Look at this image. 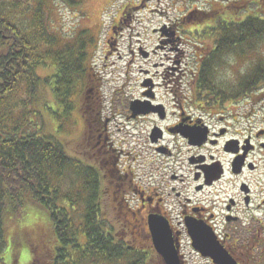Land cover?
I'll list each match as a JSON object with an SVG mask.
<instances>
[{
	"label": "flooded vegetation",
	"instance_id": "obj_1",
	"mask_svg": "<svg viewBox=\"0 0 264 264\" xmlns=\"http://www.w3.org/2000/svg\"><path fill=\"white\" fill-rule=\"evenodd\" d=\"M245 2L230 4L238 9L239 22L248 17L264 20V0ZM256 43H241L239 37L232 47L224 44L229 48L221 56L235 61L242 46L254 48ZM210 46L204 55L220 44ZM248 74L240 76L233 89L189 88L190 97L201 98L195 107L188 105L183 92L174 93L179 99L171 113L156 100L148 80L143 87L149 89L134 100L147 102L155 110L133 118L150 122L147 145L125 151V161H138L137 174L124 166L123 149L116 146L107 122H102L96 106L90 104L89 117L84 119L88 131L83 127L80 134L85 137L79 139L81 147L86 145L80 156L88 152L91 164L77 157L78 161L101 175L106 184L99 207L103 192L113 195L114 206L124 211L123 234L130 228L137 245L121 232L108 233L121 248L139 252L145 264H166L154 245L150 218L167 223L171 246L181 264H215L196 247L204 244L221 248L235 264H264V115L257 108L264 102V81L253 89H239L241 77ZM147 149L153 154L145 156Z\"/></svg>",
	"mask_w": 264,
	"mask_h": 264
},
{
	"label": "trees",
	"instance_id": "obj_2",
	"mask_svg": "<svg viewBox=\"0 0 264 264\" xmlns=\"http://www.w3.org/2000/svg\"><path fill=\"white\" fill-rule=\"evenodd\" d=\"M49 1H0L7 6H0V246L4 244L5 215L21 218L28 206H34L45 210L48 232L56 244L49 239L54 243V252L47 253L43 229H38L39 240L28 264H145L139 252L121 248L108 233L112 229L101 222L98 198L102 180L98 171L79 163L77 157L67 152L61 139L55 136L60 132V125L55 134L43 133L45 116L36 104L41 103L46 109L48 102L39 97L44 91L61 114L52 112L59 123L74 110L72 96L80 88H83L81 109L85 118L89 117L90 104L96 106L97 112L100 107L99 103L88 102L89 90L93 91V87L86 49L95 40L87 35V30H82L72 43L60 46L48 25ZM60 1L71 7L81 3V0ZM237 10L224 7L218 13L199 10L193 14L194 25L213 24L206 27L210 31L205 35L213 36V42L220 44L209 55L198 57L200 64L192 75L194 89H221L212 77L228 44L232 47L239 37L241 43L264 39V20L248 17L239 22ZM21 14H28L27 22L18 18ZM253 51L242 46L240 56L245 58ZM40 68H49L51 73L40 77L37 73ZM263 81L264 57H260L249 74L241 77L238 88L253 89ZM21 90L23 113L13 119L20 100L14 103L11 99ZM32 107L36 109L33 114ZM33 115L41 116L42 123ZM65 179L69 186L63 190ZM80 204L83 209L75 222L72 214Z\"/></svg>",
	"mask_w": 264,
	"mask_h": 264
},
{
	"label": "rangeland",
	"instance_id": "obj_3",
	"mask_svg": "<svg viewBox=\"0 0 264 264\" xmlns=\"http://www.w3.org/2000/svg\"><path fill=\"white\" fill-rule=\"evenodd\" d=\"M0 1L6 3L7 0ZM239 3L246 2L245 0H81L79 6L71 7L60 0L49 1V24H47L51 28L50 32L59 39L60 46L72 43L82 30H87V35L95 40V43L88 45L86 49L89 54L87 65L91 71L90 84L93 87L91 88L93 91L89 90L88 102L99 103L102 122L104 124L107 122L116 146L123 149L121 160L126 162L124 166L135 169L136 174L140 168L138 161L134 162L132 159L125 161V157H128L125 151H128L127 147L132 148L136 145L146 147L150 122L145 119L128 118V115H131L130 109L128 110L130 101L140 98L141 92L149 89L143 86L150 80L156 100L164 104L170 113L173 111L175 101L179 99L174 93L183 92L188 99V105H195L201 98L198 95L190 97L188 90L194 89L191 77L196 71V66L200 64L198 56L207 53V48H210L213 42V36L205 35V32L210 31L206 27L210 25L213 27V24L194 25L193 14L199 10L218 13L226 5H228L226 8L232 9L230 4ZM0 6L7 7L6 4ZM18 18L27 22L29 16L21 14ZM253 50L252 53H248L249 56L245 58L240 56L235 61L226 58V55L218 56L220 59L212 77L215 78L218 87L233 89L237 79L247 73L258 58L264 57V39L256 43ZM37 73L43 77L44 74H50L51 70L40 68ZM82 89L74 92L72 96L74 110L68 118L62 120V123L60 121L61 124L52 113L54 111L61 116L52 105V98L48 92L44 91L43 95H39L42 97L41 100L45 99L48 102L46 109L41 103L36 105L45 116L43 133L55 134L56 127L60 125V132L55 136L61 139L67 152L91 164L88 152L84 157L80 156V151L84 152L86 145L81 147L79 138H84L88 131L85 115L81 109ZM23 94L21 90L11 99L14 103L20 100L13 119L22 116L23 108L20 104L23 101ZM189 98L193 102H190ZM257 108L259 115H264V102L258 104ZM34 110H36L34 107L30 108L32 114ZM35 120L42 123L41 116ZM83 127L85 133L81 135ZM139 150L141 148L137 149ZM143 154L149 156L153 152L147 149ZM105 184L102 182L101 189H104ZM68 186L69 181L65 179L62 182L63 190ZM73 189L77 190L75 187ZM102 195L101 222L107 224L109 227L106 225V228H111L113 234L118 232L123 234L124 211L121 210L120 213L119 208L114 206L113 195H108L106 191ZM75 209L72 216L73 220L78 222L83 205H77ZM3 222L5 244L0 246L2 249L0 264H28L34 255V246L39 240L38 229H43L42 240L46 239L47 253L53 254L54 243L49 239H53L54 242L55 239L48 232L49 220L45 210L28 206L21 218L13 216L6 218L5 215ZM130 232V228H127L123 234L124 239L137 245L132 241ZM187 250L186 248L185 253ZM15 252L16 256H14ZM186 255L188 259L194 258ZM149 264L153 263L150 261Z\"/></svg>",
	"mask_w": 264,
	"mask_h": 264
},
{
	"label": "water",
	"instance_id": "obj_4",
	"mask_svg": "<svg viewBox=\"0 0 264 264\" xmlns=\"http://www.w3.org/2000/svg\"><path fill=\"white\" fill-rule=\"evenodd\" d=\"M152 107L153 109L149 108L147 102L140 103L138 100H133L129 105L131 117L134 118L137 115L146 114L151 110H155V106ZM149 226L153 236L154 245L157 251L162 255L166 264H180L177 253L171 246V242L169 240L167 223L161 219L157 220L155 218H150ZM196 247L201 250L204 256H209L210 258H212L215 264H235L227 256L224 250L215 245L204 244L202 248L198 246Z\"/></svg>",
	"mask_w": 264,
	"mask_h": 264
}]
</instances>
